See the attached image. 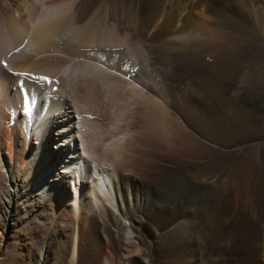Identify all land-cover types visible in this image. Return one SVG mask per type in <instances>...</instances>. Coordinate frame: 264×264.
<instances>
[{"label":"bare ground","instance_id":"1","mask_svg":"<svg viewBox=\"0 0 264 264\" xmlns=\"http://www.w3.org/2000/svg\"><path fill=\"white\" fill-rule=\"evenodd\" d=\"M254 35L264 0H0V228L41 231L20 264H264V146L231 154L264 137L224 97L264 83ZM18 80L50 97L29 140Z\"/></svg>","mask_w":264,"mask_h":264},{"label":"rangeland","instance_id":"2","mask_svg":"<svg viewBox=\"0 0 264 264\" xmlns=\"http://www.w3.org/2000/svg\"><path fill=\"white\" fill-rule=\"evenodd\" d=\"M232 12L234 14V11H232ZM238 20H239V18L235 19V21L237 22L234 24V26L236 27V30L239 29V31H240V29H241V31L243 33L252 34L251 32H247L246 29L243 28L244 26L241 25L243 23L240 22V20L239 21ZM254 36L250 37V39H249L250 41L246 40L247 41L246 42L247 46H245L246 52L244 53V56L241 59L242 60L241 62H243V63H250L251 61L252 62H263L264 61V54L262 52L257 51L258 50L257 48L252 47L253 45L260 46V44H261L260 42H258V39H256V36H255V38H253ZM251 38H253V39H251ZM247 49H249V50L247 51ZM255 70L258 71V69H255ZM245 71L251 72V68L245 67L244 71L242 73L243 75H244V73L246 74ZM242 74H240V75H242ZM236 82L237 81H235V83ZM261 83L262 82L251 79V80H249L248 83H244L242 85L241 84L240 85L234 84L233 86L230 87V89L227 91V93L224 96L225 99L227 98L225 100V106L227 108L235 106L234 112H236V111L245 112L246 111L247 116H252L250 121L256 123V125L259 127V129L252 131V134L255 137H259V136L264 137V99H263V97H264V91H263L264 90V83H262V84ZM138 84H139V86H141L140 83H138ZM262 86H263V88H262ZM257 93H258V95H257ZM253 94H254V96H253ZM235 95H237V96H235ZM227 96H229V97H227ZM220 110H221V108H220ZM218 111H219V107H216L215 112H218ZM199 138L202 139L201 142H203L204 144H208L209 146H213V145L215 146L216 145L214 142L204 141L203 134L199 135ZM151 140H154V139H151ZM261 141L264 142V138L260 139V142H255L257 144H249V146L244 147V149L241 151H239L238 149H235L231 153V154H233V158L235 160H243L244 159V161H247V162H252V163L254 162V167H257L256 166V164H258L257 161L261 160L263 157L262 153H263V146L264 145H263V142H261ZM250 143H252V142H250ZM214 146H213V148H214ZM150 147H152V146H150ZM217 148L218 147H215V149H217ZM146 149H147L146 151H148L151 156L156 155L155 154L156 150L154 147H152L150 149L148 147ZM136 157L138 159L139 158L140 159L145 158L143 155H140V154H137ZM224 162L225 161H223V163ZM156 164L162 165V163H159V162H157ZM150 167H151L150 170L154 171L155 166H150ZM22 218H23V220H20V219L18 221L15 220V224L13 226L11 224H9L8 229L7 228H5V229L0 228V264H20L23 261V259L25 258V256H27V253L29 251H30V255L28 256L29 258L32 257V255H33L32 253H35V247H34L35 245L33 244L34 237L37 236V238H38V235L41 234V231L37 232V234H36V232L34 233L35 229L38 227L37 224L34 223V220L31 218H26V225L28 227L27 228L25 226V222H24L25 218L24 217H22ZM11 226H12V228H11ZM29 231H30L31 235H29ZM46 234H45L46 238L51 237L50 231H47Z\"/></svg>","mask_w":264,"mask_h":264},{"label":"snow or ice","instance_id":"3","mask_svg":"<svg viewBox=\"0 0 264 264\" xmlns=\"http://www.w3.org/2000/svg\"><path fill=\"white\" fill-rule=\"evenodd\" d=\"M40 79L46 80V77H42ZM26 106H25V111H29L30 110V102L28 101V98L26 97Z\"/></svg>","mask_w":264,"mask_h":264}]
</instances>
